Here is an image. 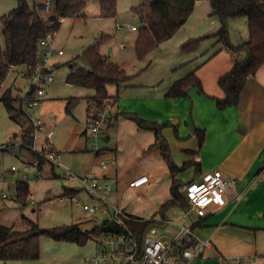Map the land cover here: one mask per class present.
<instances>
[{
  "label": "crops",
  "instance_id": "1",
  "mask_svg": "<svg viewBox=\"0 0 264 264\" xmlns=\"http://www.w3.org/2000/svg\"><path fill=\"white\" fill-rule=\"evenodd\" d=\"M41 1L36 0L35 4ZM198 6L205 11L204 14L207 13V16L213 12L210 0H198L186 23L171 38L163 41L158 48L164 47L167 50L174 43L181 49L185 41L194 38L192 36L206 37L218 31H215L217 29L215 27H220L217 19H213V24H216L214 28L205 25L203 30L197 28L198 19L190 23ZM241 20H244L246 26L244 33L241 31V38H235L233 42L246 40L249 37L247 18L244 17ZM188 24H190L189 29H187ZM117 26L120 29L123 28L122 24ZM129 29L137 30L132 29L131 26ZM208 31L213 32L208 33ZM189 33H192V36H188ZM175 40L178 41L175 43ZM213 45L219 46L220 52H228V58L224 61H203L197 66H188L190 60L196 56L193 55L194 51L184 52L187 56L184 61H139L141 66L136 63L131 69L124 67L131 75L130 78L121 86L108 85L110 97L107 101L112 103L113 113L117 115L102 126L100 136L95 140L93 147L94 153L106 157V160H100L101 169L90 170L87 174L95 173L98 179L108 181L112 186V199L126 210L127 204L123 202V199L113 198V191L120 190L121 193H125L134 188L138 191L151 190L157 185H162L161 181L166 182V186L167 181L173 182L161 150L157 147L150 148L156 140L155 132L140 129L134 121L119 116L118 113L136 112L144 118L160 121L164 124L162 135L170 146L174 161L179 166H182L185 161H191V164L182 170L194 167L191 179L200 178L206 172L216 168L235 177L228 186L224 205L210 206L206 215L202 217L196 215L189 202L185 207L187 213L190 211L195 214L189 225L194 227L196 235L210 238L212 241L205 255L194 259L190 264H264V63L255 74L249 76L240 93L239 103L220 109L214 98L225 95L218 83L219 76L233 66L237 57L244 56L245 53L234 52L222 46L220 42ZM55 66H61V62L52 60V71ZM196 67H198L197 71L205 92L214 97L202 93L197 87L192 88L189 95L176 98L166 95L176 79L183 77ZM141 68V71L147 69L149 71L139 77ZM10 72L13 76L10 82L5 80L2 83L1 91L10 88L14 96L24 97L29 91V80L23 73L22 66H16ZM21 77L27 80L24 95L18 92L22 89L19 83ZM88 102L85 125L82 130L87 138L89 136L86 131V117L92 107V99ZM34 112L40 115L42 110L37 107ZM50 118H55V115L51 114ZM24 127L25 125L18 123L10 116L6 105L0 100V141L8 143L14 140L20 141ZM196 127L206 130L202 143L199 142ZM42 141L40 139L39 143ZM12 144L10 145L14 149ZM56 149L60 152L59 148ZM101 161L104 163L101 164ZM52 170H55V165L52 166ZM143 175H148V182L137 187L129 186L131 179ZM66 188L77 189L74 188V184ZM77 190L80 192L81 189ZM167 190L164 193L165 196L161 198L162 203L169 199ZM2 196L8 197L7 194L4 195V192ZM88 202L93 200L89 199ZM127 212L146 220H158L159 229L160 227L168 228L169 224H172L170 227L173 228L163 234L175 235L181 226V222L177 220V217H180L179 214L172 217L167 212L161 214L157 211L151 217H144L134 214L131 210ZM77 217L81 221H93L84 210ZM25 228L27 226H23L22 229ZM73 243L53 240L38 234L20 236L7 243V255L6 258L0 259V264H58V260L64 258L63 252L69 249L74 250ZM94 252L95 249L89 254L86 252L85 259L81 263L88 264V257Z\"/></svg>",
  "mask_w": 264,
  "mask_h": 264
},
{
  "label": "rangeland",
  "instance_id": "2",
  "mask_svg": "<svg viewBox=\"0 0 264 264\" xmlns=\"http://www.w3.org/2000/svg\"><path fill=\"white\" fill-rule=\"evenodd\" d=\"M35 1L28 0L30 6H33ZM149 1L117 0V14L115 16H102L100 15L99 0H87L83 14L66 16L61 20L54 38V44L57 48H62L64 53L53 57L54 61L61 62V66L54 67L52 74L55 80L45 85L46 94L38 108L39 110L41 108L42 112L40 116L46 124L44 131L50 132L54 147L55 149H60L62 158L58 163L59 165H55L54 172L52 170V163L47 161L39 152L27 147L20 148V150L16 147L18 150L17 155L13 153V148L10 145L11 142L0 141V144H2L0 145V225H13L19 229H22L23 226L29 227V224L23 219L25 215L37 221L41 227L71 224L77 221L80 222L83 229H91L94 226L93 221L85 222L78 219L77 215L83 213V207L82 205H77L76 201L79 198L83 202L89 201L90 198L81 189L78 180L65 175L64 167L70 168L79 175H85L90 170L97 171L101 169L100 160H106V157L98 156L94 153L95 139L87 138L82 132L89 104L88 100L96 92L92 87L68 82L67 77L73 67H90L89 62L82 55L86 48L98 40H100V52L105 54L110 60L116 61L129 69L133 68L136 63H138V66H141L142 64L139 61H184L187 57L186 54L180 47L175 46L173 42L171 44L173 46L167 50L164 47L163 49L160 47L142 58L137 56L135 51L137 30H130L129 27L133 24L139 27L142 21L139 15L132 10V6L142 3L148 4ZM17 3V0H0V16L17 6ZM203 12L205 11L198 6L196 12L191 17L190 23H194L198 19L197 28L203 30L205 28L203 26L205 25L209 28L216 26V24H213V19H217L220 22L218 16L212 14L213 12L209 16ZM241 19H244V17H238L229 21L232 40L241 38V31L244 33L246 26L244 20L242 21ZM117 24H122L123 28L120 29ZM188 25L187 29L190 27V24ZM220 27H215L217 28L215 31L219 30L218 28ZM191 34L189 33L188 36H192ZM192 37L199 38V36ZM217 40L215 36L204 37L199 47L193 53L196 56L190 60L188 66L192 65L194 67L203 61H224L227 59L228 52H220L219 46L213 45L219 42ZM0 41L5 45L1 21ZM176 41L178 40H175V43ZM141 70L142 68L139 71ZM148 71V69L141 71L139 77L140 75H145ZM12 76L11 72L8 73L6 81L10 82ZM19 83L22 89L18 90V92L20 95H24L26 93L27 80L21 77ZM72 97H78L80 100L71 112H67V101ZM51 114L55 115V118L51 119ZM39 142L40 139H38V145H44L43 141L42 143ZM24 153L28 162H30L28 171L23 169L19 156ZM35 159H37L38 164H33ZM12 165H17L19 169L13 171L11 169ZM193 174L194 167H189L180 173V190H184L185 184L193 177ZM95 175L97 174L93 173L92 176ZM24 179L30 184L29 194H34L33 201L29 197L26 202L16 199L17 180ZM161 182L162 185H157L151 188V190L142 189L138 191L134 188L125 193H121L120 190L113 191V198L123 199V202L127 204L128 211L131 210L136 215L151 217L159 211L162 203L161 198L165 196L164 193H166L167 189L169 192L167 198L172 197L170 189L172 182L167 181V186L166 182ZM73 184L74 188L81 189L79 194L73 198L65 196L66 198L61 200L60 198L64 197L65 188L72 187ZM3 192L8 197L2 196ZM186 210L187 208L176 205L168 208L166 212L172 217L175 214H179L180 217H177V220L181 224H190L191 218H194L195 214L193 212L190 213V211L187 213ZM170 226L172 224H169L168 228L160 227L159 230L161 233H168L169 229L173 228ZM73 244L75 245L74 250L69 249L63 252L62 254L64 255L62 257L64 258L59 259L58 264H82L81 261L85 259L86 252L89 254L94 249L96 250V245L91 239L84 245L75 242ZM81 255L82 257L79 258Z\"/></svg>",
  "mask_w": 264,
  "mask_h": 264
},
{
  "label": "trees",
  "instance_id": "3",
  "mask_svg": "<svg viewBox=\"0 0 264 264\" xmlns=\"http://www.w3.org/2000/svg\"><path fill=\"white\" fill-rule=\"evenodd\" d=\"M197 1L150 0L148 4L142 3L132 6V10L139 15L142 21L141 25L137 27L135 40L137 56L140 58L146 56L157 49L163 41L171 38L186 23L195 9ZM210 1L213 5L212 14L218 16L221 27L217 32L208 36H215L222 46L234 52H244L245 54L237 57L233 66L219 76L218 83L225 92L223 97H214L205 92L202 79L197 71L198 67L176 79L166 95L173 98L189 95L190 90L197 87L202 93L214 97L220 109H225L239 103L240 93L249 76L255 74L264 63V0ZM17 2V6L0 16L5 40V45L0 41V100L6 105L11 117L18 123L25 125L21 132L23 142L31 143L33 141V124L22 108V98L14 96L10 88L1 91L2 83L8 77L11 64H27L32 69L37 63L42 50L41 38L50 31H57L64 17L83 14L87 0H55V6L50 13H42L36 4L30 6L28 0H17ZM99 5L100 15L115 16L117 14V0H99ZM242 16L247 18L249 37L246 40L233 42L229 21L232 18ZM203 38L190 39L181 45V50L186 53L196 51ZM99 44L100 40L83 52L82 56L89 62L90 67H73L67 80L72 84L94 88L96 93L90 99L96 100L100 104L104 99L110 97L108 93L109 84L121 86L131 75L120 63L110 60L100 52ZM79 100L78 97L69 98L66 111L71 112ZM118 114L134 121L140 129L155 132L156 140L150 145V148L157 147L161 150L173 180L172 197L162 203L158 212L164 214L168 208L176 205L185 208L188 205V200L184 195V190H180L181 184L178 174L187 168L191 161H185L182 166L174 161L170 146L162 135L164 124L160 121L144 118L136 112H120ZM115 115L117 113L114 114L112 109L108 121ZM195 129L199 142L202 143L206 136V130L200 127ZM20 148H24V145H21ZM16 187V199L26 202L30 189L29 182L19 180ZM77 193H79L77 189L66 188L63 195H77ZM23 219L29 224V227L25 229L7 224L0 225V259L6 258L7 243L20 236L26 237L38 234L57 241H70L84 245L90 239L92 240L93 235L102 231L121 230L118 224L110 221L103 223L101 226H93L91 229H83L80 222L41 227L37 221L30 217L24 215ZM128 223L130 227L141 233L152 224V221L129 220Z\"/></svg>",
  "mask_w": 264,
  "mask_h": 264
},
{
  "label": "built area",
  "instance_id": "4",
  "mask_svg": "<svg viewBox=\"0 0 264 264\" xmlns=\"http://www.w3.org/2000/svg\"><path fill=\"white\" fill-rule=\"evenodd\" d=\"M36 5L42 13H50L55 6V0H42ZM131 27L137 29L136 25H131ZM56 32V30L50 31L41 38L42 50L32 69L27 64L9 66V72L16 66H22V71L29 80V91L22 97V108L33 124V141L31 143H25L22 139L12 141L11 144L13 143L15 147L13 153L18 155L16 147L20 150V146L24 145V147L39 152L53 165H59L61 153L55 149L51 134L44 131L46 124L42 117L32 111L40 106L45 94V85L54 80L53 57L64 53L62 48H57L54 44ZM112 109V103L107 99L100 104L92 100V107L86 117V131L90 139H98L100 129L108 121ZM41 138L44 145H38V139ZM25 155L24 153L19 156L23 169L28 171L30 162ZM103 163L104 161H101V164ZM33 164H38L37 159ZM18 169L17 165H12V170ZM64 170L67 177L80 182L81 189L93 200V202H83L79 198L76 204L82 205L83 210L92 217L94 226H101L110 221L121 228L119 231L105 230L93 235L92 240L97 246L95 252L88 257V264H190L194 259L203 257L207 248L212 245L210 238L199 237L194 227L189 224H180L177 234L167 235L159 232L158 220L151 219L152 224L140 233L130 227L128 221L146 219L133 216L126 211L125 207L113 201L112 186L108 181H102L91 174L79 175L67 167H64ZM148 180V175L135 177L129 181V186L137 187ZM234 180L235 177L229 176L219 168L206 172L200 178L189 180L184 186V192L196 215L200 217L206 215L208 208L212 205H224L228 186ZM28 195L33 201L34 194ZM65 196L60 199L64 200Z\"/></svg>",
  "mask_w": 264,
  "mask_h": 264
},
{
  "label": "water",
  "instance_id": "5",
  "mask_svg": "<svg viewBox=\"0 0 264 264\" xmlns=\"http://www.w3.org/2000/svg\"><path fill=\"white\" fill-rule=\"evenodd\" d=\"M184 195H185V197H186V193L184 192Z\"/></svg>",
  "mask_w": 264,
  "mask_h": 264
}]
</instances>
